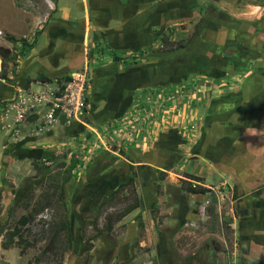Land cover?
<instances>
[{"label":"rangeland","instance_id":"obj_1","mask_svg":"<svg viewBox=\"0 0 264 264\" xmlns=\"http://www.w3.org/2000/svg\"><path fill=\"white\" fill-rule=\"evenodd\" d=\"M60 1L68 4L70 0ZM140 1L137 8L143 16L141 24L146 25L145 47H161L158 38L163 35L168 41L176 42L180 38L190 41L185 48L171 52H148L127 69L123 64L109 66L108 70L116 74L122 71L128 74L126 78H119V85L114 86L115 95L110 97L105 108L112 113L105 124L99 126L94 121L100 122L106 117L99 105L107 99L97 105L95 111H91L90 106V102L98 104L97 96L93 95L96 76L106 73L98 69L93 72L94 78L89 72V103L83 121L62 124L51 130L37 127L39 134H33L35 128L31 124L19 126V134L0 130V264H94L102 241L107 244L101 252L106 259L113 247L118 255L120 249L124 251L126 258L116 255L113 259L116 264H129L135 259L133 255L138 257V264H150L158 257L154 244L157 235L161 248L166 247L169 238V245L180 250L184 262L189 264H264V177L245 183L264 172V165L255 170L247 161L230 157L245 148L243 133L240 127L239 130L235 128L237 123L227 127L219 123L227 116L234 120L233 109H221L220 97L234 92L232 83L254 72L253 66L237 69L233 64L229 71L222 66L227 60L220 56L237 57L235 49H240L234 42V35L228 34L234 31L231 23L232 26L240 23L238 30L241 32L251 31V26L241 23L249 20L263 33L264 6L260 5L264 0ZM11 2L0 0V23L7 24L8 16L14 14ZM75 9L72 7L70 12ZM58 13L60 15L61 11ZM222 21L225 24L220 26ZM29 33H33L31 25ZM6 34L2 31L0 35V80L3 73L6 78L8 75L15 77L11 70L16 69V57L21 50V44L12 43ZM263 41L261 39V43ZM92 44L93 41L89 46ZM100 45L106 47L102 42ZM39 49L41 47H36L35 51ZM251 49L242 51L255 53L258 48ZM107 52L104 55H109L110 51ZM93 62L94 58L90 64ZM263 74L258 73L260 77ZM232 76L238 79L232 80ZM34 81L31 78L29 85L35 90L39 87ZM32 135L40 137L35 142L21 140L15 145L21 137ZM52 153L55 160L45 161ZM73 155L79 157V164L65 183L61 196L65 208L69 206L64 215L71 239V246L67 248L65 233L56 237L51 228L63 214L54 196H51V203L47 202L50 195H46L53 190L45 180V173L57 170L58 162L68 163ZM43 163L49 166L39 172ZM220 168L242 182L237 188L238 199L234 179ZM160 170L166 173L162 180L158 179ZM187 174L201 177L200 184L214 190L218 214L214 221L208 216L206 195L194 194L192 198L189 196L192 193L181 190L182 182L188 180ZM112 175H118L122 183L129 178L132 182L121 188L117 198L103 209L97 224L101 233L89 225L92 215L87 203H91L92 198L90 194H83V187L97 177L110 178ZM157 184L161 189L159 194ZM153 189L156 204L151 211L154 216L149 230L152 242L146 246L131 244L134 235L131 225L129 235L132 238L124 236L126 220H133L137 213H142L141 204L153 202ZM20 192L22 196L18 198ZM76 195L79 196L73 208L68 210ZM134 196L139 206L126 216L123 226L114 223L109 230L102 229L105 216L121 210ZM241 205L249 207L250 217L256 220L243 221L242 210L236 209ZM28 213L33 214V219L20 225V219ZM212 222L214 230L210 229ZM18 227L30 244L22 254L15 244L3 248L8 244V232ZM97 233L100 238L94 236ZM208 236H211L209 240Z\"/></svg>","mask_w":264,"mask_h":264},{"label":"crops","instance_id":"obj_2","mask_svg":"<svg viewBox=\"0 0 264 264\" xmlns=\"http://www.w3.org/2000/svg\"><path fill=\"white\" fill-rule=\"evenodd\" d=\"M54 2L55 9L50 13L46 22L40 24L36 31L30 34V25L35 23L34 16L31 11L16 7L14 1L12 0V13L15 15L10 14L8 16L9 22H7V24L0 23V30L15 37V39L22 37L25 38L28 43L27 45L30 46H28V50L25 52V55H21L20 52H18L16 57V69L11 70L13 76L15 77L13 78L11 75H8L7 78L0 80V102L12 98L16 87L29 85L31 78L38 80L37 78L41 74L52 79H58L69 74L75 69L86 67L88 72H90L93 77V72L100 69L106 73H103L102 75L97 74V76L95 75L98 80H96L97 83L94 81L95 89L93 95L94 97L97 96L96 101H98V105L105 102L107 99L104 104L99 105V108H101L102 105L101 111L103 109L106 112V117L100 122L92 120L95 124L102 126L107 122L112 113L111 110L107 111L105 108L107 106L106 104L110 101V97L115 95L114 89L116 88L114 86L117 87L119 85V78H126L125 76L128 73L123 74L122 71V74H116L108 70L109 66L113 68L121 65V63L113 62L110 55H104V53L102 54L97 50L96 45L101 42L103 44L106 43L112 49L123 53H129V51L145 47L146 25L141 24L143 16H141V12L139 8H137V6L139 7L141 1L70 0L68 4H62L60 0H54ZM72 7L76 9L71 13L70 9ZM259 9L261 8L258 7V10ZM59 10L61 11L60 15L58 13ZM93 14L95 16H93ZM112 20L115 22L112 23ZM241 23L251 26L252 29L251 31L241 32L242 30H238L240 23L238 25L235 24L234 26H232L231 23V28L234 31L228 32V34L234 35V42H238L240 49H235L238 51L237 57L235 56L237 58V62L227 60V66L225 68L229 71L231 70L230 68H233V64H235L237 68L238 66H253L254 72L248 74L244 79L239 80V82H235L234 84L232 83L231 86H233L232 88H234V92H230L220 97L219 104L222 105L221 109H233L232 115L234 116V120L232 121V119L227 116L225 121H219V123L222 125L225 124L226 127L237 123L235 128H237V130H239V127L241 128L240 133H243V140L246 145L239 153H233V156L231 155L230 157L237 160L247 161V165H252V167L257 170L258 167L264 165V74L262 77L258 75V73H264V41L261 43V39L264 40V32L262 33L257 30L249 20H243ZM239 33H241L242 36L240 41H238ZM225 35L229 36L227 33ZM127 38L130 39L127 40ZM91 41H93V44L89 46ZM245 41L250 45L246 46L247 43H245ZM12 43L16 45L20 44L18 41H12ZM36 47H41V49H39V51H35ZM251 47H257L258 49H256L257 51H255V53H246L242 51L244 48L251 49ZM56 50L61 51L58 52ZM89 54L90 56H88ZM93 58L94 62L93 65H91L90 60ZM233 79H238V77L232 76V80ZM8 82H12V84ZM7 83L8 85L5 87L4 84ZM120 103L121 102H119V104ZM39 137L40 136L32 135L30 137H26V139L24 136L16 140V143L21 140H25V142H35V140ZM26 146L24 148H26ZM227 174L230 175L229 173ZM263 177L264 172L260 175L258 174V177L252 181L246 178L247 180H245V183H251L255 180L262 179ZM231 178L234 179V188L238 199L237 188L239 182L241 181L237 178H233L232 176ZM21 192L19 193L18 198L22 196ZM155 194L156 191L153 189V202L150 205L141 204L140 207L142 208V213H137V215H141V221L144 224L143 228H140L138 225V219L136 218L137 215L134 216L133 220L132 218L126 220L125 218L128 216L127 214L121 220L115 222L116 224H122L123 226V223H125L126 220L124 236L130 239L132 237L129 235V226H132V235H134L132 242H130L131 244L146 246L150 245L152 242L153 238L151 234H149V230L151 229L150 223L153 222L152 219L154 217L151 214V211L154 209L156 204L154 203L156 201ZM77 196L79 195H76V197L70 201V208L68 210L73 208L77 200ZM189 196L193 198L194 194H189ZM90 204L91 203H87L88 210ZM68 207L69 206L66 205V210ZM236 209L242 210L241 213H243L242 215L244 216L242 218L243 221L250 222L256 220L250 217V209L246 205H241L240 208L236 206ZM143 216H145V220L143 219ZM136 229L137 233H135ZM99 234L100 233H97L94 236H98L100 238ZM158 240L159 236L157 235L154 244L158 257L157 259H153L150 264H189V262H184L182 257L183 254L180 253V250H176L173 244H171V246L169 245V238L166 247L163 248L159 246ZM100 241L101 239H99V242ZM100 244L101 247L98 260L94 261V264H116L113 261L116 255L117 258H126L124 257V251L120 249V253L118 255V251L116 253L115 250L116 247L114 248L112 246L113 252L106 259V257L101 255V252L107 244L103 243V241L100 242ZM109 245L111 246V244ZM125 252L126 256H128L127 249ZM133 257L135 259L129 264H138V257L137 259L136 255H133ZM139 257L141 258L143 255L139 254Z\"/></svg>","mask_w":264,"mask_h":264},{"label":"trees","instance_id":"obj_3","mask_svg":"<svg viewBox=\"0 0 264 264\" xmlns=\"http://www.w3.org/2000/svg\"><path fill=\"white\" fill-rule=\"evenodd\" d=\"M147 1H161V0H147ZM262 5H264V2L261 3ZM16 7H19L21 9H23V7L17 2L15 3ZM225 18V17H224ZM223 18V19H224ZM232 21L234 20H238L235 19L233 17H231ZM236 23L238 21H235ZM225 24L223 21L220 23V25ZM7 35V38L9 41H18L21 44V50L19 51L21 55H25V52L28 50V46L27 45V41L25 38H19V39H15V37L11 36V35ZM242 36H239V39ZM161 40L162 46L161 47H157L155 49H153L152 47H141L137 50H133V51H129V53L126 52H122V54L120 55V52L112 49L108 44H104L106 47H102L100 44H98L97 50L100 51L101 53H104L105 51H110L109 55L111 57V60L115 63H121L123 64L125 67H130L133 64H136L140 61L141 57L146 55L148 52H152V53H167V52H171L174 50H178V49H182L185 48L188 44V42L190 41L189 38H180L178 41L173 42V41H168L166 36H162L161 38H158ZM242 43V41H241ZM245 43H247L246 46L250 45L248 42L245 41ZM238 44V42H237ZM235 47V46H234ZM252 48V47H251ZM119 52V54L117 53ZM108 53V52H107ZM127 55V56H126ZM225 58L228 61L231 62H237V58L234 57H229L228 55H223L220 56V58ZM224 67L227 66V64L223 65ZM240 68H244L241 66H238L237 69ZM1 78H6L5 73L2 74ZM38 80H42V81H52V78H49L45 75H39ZM69 79V74L64 75L63 77L58 78L59 81L61 80H68ZM95 89V87H93ZM92 88V90H93ZM87 102L89 103V95L86 98ZM7 100L1 101L0 102V108H2L5 104H6ZM98 104L95 102H90V106H91V111H95V109L98 107ZM18 144L15 143V145ZM45 161H52L53 159L55 160V154L52 153L50 155H48L47 157H45ZM79 164V157L73 155L71 160L68 163H65V161H61L58 162V169L54 170V171H49L45 173V180L48 181V184H50L52 190V192H50L49 194H47L46 196L50 195V197L47 198V202L51 203L52 199L51 196H54L55 201L57 202V206L59 207V209L61 210L63 216L61 218L58 219L57 222L52 223L51 228L53 229V233L55 234L56 237H59L61 232H64L65 236H66V241L68 244L69 248L71 246V239H70V233H69V223L65 220V212H66V208H65V202L64 200L61 199V196L64 193V185H66L65 183L71 179L72 175H73V170L74 168ZM49 164L43 163L40 167H39V172H43L46 167H48ZM166 173L165 171L160 170L158 173V179L162 180L164 179ZM189 180H184L181 184V190L185 193H192L195 195H205L206 193L210 192V189L201 185V184H196L195 186H192V182L191 180H194L196 182H202V178L196 175H192V174H187L185 175ZM69 182V181H68ZM67 182V183H68ZM132 182V178H129V180L125 183H122L120 181V178L118 175H112L110 178H106V177H97L95 180L93 181H89L87 182L83 189H84V195H91L92 201H91V206L89 209L90 214L92 215L90 221H89V225L92 226V228L96 229L97 232L100 231V229H97V224L99 221V218L102 214L103 209L109 204L112 203L116 198H117V194H119V192L121 191V188H123L124 186H126V184H129ZM160 185L157 184V193L159 194L161 189L159 187ZM257 193H259V191L257 190ZM133 201L129 204H126L121 210L116 211L112 214H108L105 216V223L102 227V229L104 230H109L113 224L119 220H121L123 217H125L127 214H129L130 212H132L133 210H135L138 206V198H136L135 196L133 197ZM45 200V199H44ZM118 200V199H117ZM87 203V202H86ZM216 204H217V196L215 194V192H212V196L210 198V203L208 205V216L211 215L212 221H214L216 219V216L218 215L216 212ZM138 219V225L140 228H143L144 224L141 221V215L138 214L137 217ZM33 219V214L28 213L27 215H25L24 217H22V219H20V225H25L27 224L30 220ZM216 222V221H215ZM210 229L214 230V222L211 223L210 225ZM101 232V231H100ZM17 238L16 241H13L14 238ZM211 238V236H208V240ZM12 244H15L17 246L20 247V253L22 254L25 247L29 246L30 244L25 241L23 234L21 233L19 227L18 228H13L12 231L8 232V244L3 245L4 249H8ZM22 245V246H20ZM222 251H225V248L222 247L221 249Z\"/></svg>","mask_w":264,"mask_h":264},{"label":"built area","instance_id":"obj_4","mask_svg":"<svg viewBox=\"0 0 264 264\" xmlns=\"http://www.w3.org/2000/svg\"><path fill=\"white\" fill-rule=\"evenodd\" d=\"M24 10L31 11L35 23L31 25L33 32L40 24L45 23L50 13L55 9L54 0H18ZM2 31L0 30V35ZM39 88L31 89L30 85L16 87L12 98L2 107L0 130L19 134L18 128L31 124L35 128L33 134H39L37 127L44 130L56 128L62 124L71 125L83 121L87 116L89 95V72L86 67H80L69 73L68 80L53 79L52 81H34ZM189 180V179H188ZM192 186L200 184L191 180ZM205 201L208 207L214 190L209 188ZM200 213H204V207Z\"/></svg>","mask_w":264,"mask_h":264},{"label":"water","instance_id":"obj_5","mask_svg":"<svg viewBox=\"0 0 264 264\" xmlns=\"http://www.w3.org/2000/svg\"><path fill=\"white\" fill-rule=\"evenodd\" d=\"M0 50H1V48H0Z\"/></svg>","mask_w":264,"mask_h":264}]
</instances>
